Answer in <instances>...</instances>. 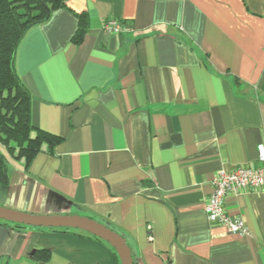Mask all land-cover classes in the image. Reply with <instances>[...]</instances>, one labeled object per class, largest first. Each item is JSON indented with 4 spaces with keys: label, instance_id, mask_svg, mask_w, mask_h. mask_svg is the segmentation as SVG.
<instances>
[{
    "label": "crops",
    "instance_id": "obj_1",
    "mask_svg": "<svg viewBox=\"0 0 264 264\" xmlns=\"http://www.w3.org/2000/svg\"><path fill=\"white\" fill-rule=\"evenodd\" d=\"M21 41L31 123L59 138L9 160L0 207L91 218L135 264H264V191L225 200L246 236L208 220L213 176L264 149V0H68ZM85 32L73 39L78 14ZM120 22L111 35L104 22ZM36 250L49 259L36 261ZM0 264H120L79 230L0 220Z\"/></svg>",
    "mask_w": 264,
    "mask_h": 264
},
{
    "label": "trees",
    "instance_id": "obj_2",
    "mask_svg": "<svg viewBox=\"0 0 264 264\" xmlns=\"http://www.w3.org/2000/svg\"><path fill=\"white\" fill-rule=\"evenodd\" d=\"M68 0H0V184H7L9 160L28 166L43 142L59 138L31 123V97L15 70L17 49L27 32L44 22L56 9H66ZM84 13L78 14L73 39L85 32ZM2 149V152H1ZM36 261L49 259V252L36 250ZM135 264V263H134Z\"/></svg>",
    "mask_w": 264,
    "mask_h": 264
},
{
    "label": "built area",
    "instance_id": "obj_3",
    "mask_svg": "<svg viewBox=\"0 0 264 264\" xmlns=\"http://www.w3.org/2000/svg\"><path fill=\"white\" fill-rule=\"evenodd\" d=\"M103 31L117 35L123 30L120 22H104ZM211 194L204 205V212L212 223L223 226L229 234L246 236L248 231L244 221L239 217L229 216L226 212L225 200L229 194L245 190L247 192L264 191V149H258L255 166L237 167L232 170L216 173L211 180Z\"/></svg>",
    "mask_w": 264,
    "mask_h": 264
},
{
    "label": "water",
    "instance_id": "obj_4",
    "mask_svg": "<svg viewBox=\"0 0 264 264\" xmlns=\"http://www.w3.org/2000/svg\"><path fill=\"white\" fill-rule=\"evenodd\" d=\"M0 220L36 228L79 230L107 243L116 253L120 264H134L132 252L125 238L106 225L88 217L78 215L36 216L0 207Z\"/></svg>",
    "mask_w": 264,
    "mask_h": 264
},
{
    "label": "rangeland",
    "instance_id": "obj_5",
    "mask_svg": "<svg viewBox=\"0 0 264 264\" xmlns=\"http://www.w3.org/2000/svg\"><path fill=\"white\" fill-rule=\"evenodd\" d=\"M1 152H2V149H1ZM112 229V228H111ZM113 230V229H112ZM115 231V230H114ZM118 233V232H117Z\"/></svg>",
    "mask_w": 264,
    "mask_h": 264
}]
</instances>
